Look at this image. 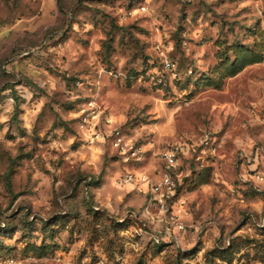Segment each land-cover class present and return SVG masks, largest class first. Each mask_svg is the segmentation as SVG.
<instances>
[{"label": "rangeland", "instance_id": "obj_1", "mask_svg": "<svg viewBox=\"0 0 264 264\" xmlns=\"http://www.w3.org/2000/svg\"><path fill=\"white\" fill-rule=\"evenodd\" d=\"M90 100L142 145L153 177L165 147L205 145L177 170L184 229L118 185L127 165L108 142L85 140ZM256 173L264 0H0V264H264Z\"/></svg>", "mask_w": 264, "mask_h": 264}, {"label": "built area", "instance_id": "obj_2", "mask_svg": "<svg viewBox=\"0 0 264 264\" xmlns=\"http://www.w3.org/2000/svg\"><path fill=\"white\" fill-rule=\"evenodd\" d=\"M144 10L145 6L143 4L135 7L127 6L119 14V17L125 20ZM155 49L159 53L162 67L170 70L173 77H177L178 72L175 63L164 52L162 43L157 42ZM79 118V126L85 136V140L89 142H108L121 160L127 165L125 171L116 179L118 185L127 183L142 190L149 196L150 201H155L161 208H165L164 211L168 210V206H170L169 218L166 219V230H170L169 226L172 224L177 229H184V224L181 219L184 212V199L178 194L177 170L183 158L195 157L194 154L198 155V150H196L198 146L200 147L199 151L205 150V145L202 143L203 141L207 143V134H204V140L200 142L202 145L197 140L190 138L187 140H178L165 147L161 151L163 166L157 177H153L141 168V166H137L145 159V150L142 148V145L136 139L125 134L120 125L115 124L109 114L93 100L88 101L83 106L79 113ZM263 178L258 173L254 174L253 177L258 182L262 181ZM10 261L13 262V259L11 258Z\"/></svg>", "mask_w": 264, "mask_h": 264}, {"label": "trees", "instance_id": "obj_3", "mask_svg": "<svg viewBox=\"0 0 264 264\" xmlns=\"http://www.w3.org/2000/svg\"><path fill=\"white\" fill-rule=\"evenodd\" d=\"M97 183V180L96 179H93L92 177L90 178V180H87L86 182H85V186H86V194L88 193V195H87V197H85L86 199L88 198L89 199V186L90 185H93V184H96ZM87 199V200H88ZM2 227H4V228H2V229H6V227H5V224H4V226H2Z\"/></svg>", "mask_w": 264, "mask_h": 264}]
</instances>
